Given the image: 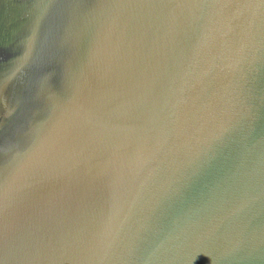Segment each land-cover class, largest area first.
I'll use <instances>...</instances> for the list:
<instances>
[{"label":"water","instance_id":"95a60500","mask_svg":"<svg viewBox=\"0 0 264 264\" xmlns=\"http://www.w3.org/2000/svg\"><path fill=\"white\" fill-rule=\"evenodd\" d=\"M0 264H264V0H0Z\"/></svg>","mask_w":264,"mask_h":264}]
</instances>
